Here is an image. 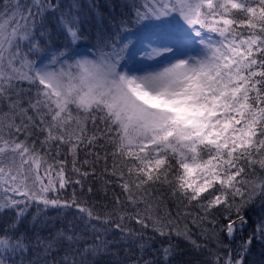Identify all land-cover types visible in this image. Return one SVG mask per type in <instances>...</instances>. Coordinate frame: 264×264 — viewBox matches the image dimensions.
<instances>
[{
	"label": "snow or ice",
	"instance_id": "snow-or-ice-1",
	"mask_svg": "<svg viewBox=\"0 0 264 264\" xmlns=\"http://www.w3.org/2000/svg\"><path fill=\"white\" fill-rule=\"evenodd\" d=\"M120 7L0 0V264H264V0Z\"/></svg>",
	"mask_w": 264,
	"mask_h": 264
},
{
	"label": "trees",
	"instance_id": "trees-1",
	"mask_svg": "<svg viewBox=\"0 0 264 264\" xmlns=\"http://www.w3.org/2000/svg\"><path fill=\"white\" fill-rule=\"evenodd\" d=\"M79 3L84 5L85 12L88 14V20L93 22H102L107 27L110 24L115 23L113 17H119V14L122 10L120 5L124 3V0H79ZM92 5H95V7H90ZM84 28V36L79 41L81 47H86L89 44V42L92 40V37L89 35V33L95 30L91 23H86ZM133 39L135 38L133 37ZM70 194L71 189L61 193V195L65 197H69ZM77 196H82L83 199L89 202V206H95V211L98 213L105 211L106 209L103 207V205L110 203V200L104 199L103 194L98 196L90 195L87 192L81 194L79 188H77ZM45 219L50 221L47 224V228H53L54 226L62 227L63 224L66 223L65 216L58 215L57 211L55 210H50ZM67 219L70 220L72 217L68 216ZM29 227H31L30 224ZM42 234L47 235V230L42 232ZM146 235H151V233H147ZM192 239L197 240V243H203V241L197 239L196 236H193ZM172 242L178 245V250L182 253V255L177 257L178 264H191L192 261H198L199 257L197 256L196 250L192 248L188 241L180 238L174 239ZM125 247H127V245H125ZM133 254H136V249H133ZM258 259L259 246H257V249L253 253V260Z\"/></svg>",
	"mask_w": 264,
	"mask_h": 264
},
{
	"label": "rangeland",
	"instance_id": "rangeland-1",
	"mask_svg": "<svg viewBox=\"0 0 264 264\" xmlns=\"http://www.w3.org/2000/svg\"><path fill=\"white\" fill-rule=\"evenodd\" d=\"M158 45H156V44H153L152 45V47H157ZM150 50V49H149ZM141 58H143L142 56H141ZM157 59H159V58H157ZM146 63H152V61H150V60H146Z\"/></svg>",
	"mask_w": 264,
	"mask_h": 264
}]
</instances>
